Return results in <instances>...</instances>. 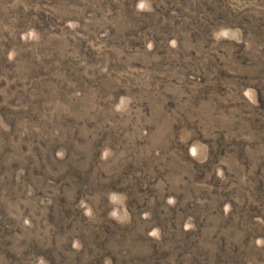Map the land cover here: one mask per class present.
I'll use <instances>...</instances> for the list:
<instances>
[{
	"label": "rangeland",
	"instance_id": "rangeland-1",
	"mask_svg": "<svg viewBox=\"0 0 264 264\" xmlns=\"http://www.w3.org/2000/svg\"><path fill=\"white\" fill-rule=\"evenodd\" d=\"M79 261L264 264V0H0V264Z\"/></svg>",
	"mask_w": 264,
	"mask_h": 264
},
{
	"label": "trees",
	"instance_id": "trees-1",
	"mask_svg": "<svg viewBox=\"0 0 264 264\" xmlns=\"http://www.w3.org/2000/svg\"><path fill=\"white\" fill-rule=\"evenodd\" d=\"M110 232H112V231H110ZM80 255H81V254H80ZM77 264H81L80 261H79V263H77Z\"/></svg>",
	"mask_w": 264,
	"mask_h": 264
}]
</instances>
